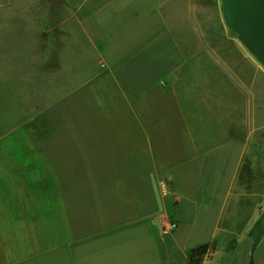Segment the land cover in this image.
Segmentation results:
<instances>
[{"label": "crops", "instance_id": "0c3cea01", "mask_svg": "<svg viewBox=\"0 0 264 264\" xmlns=\"http://www.w3.org/2000/svg\"><path fill=\"white\" fill-rule=\"evenodd\" d=\"M148 2L58 5L59 33L90 23L100 60L62 62L55 79L31 69L30 82L72 93L25 132L44 173L39 193L0 159V264H65L70 253L117 237L136 240L133 257L149 264H188V252L208 242L181 251L184 230L231 231L243 203H263L264 178L256 177L264 145L250 119L241 128L240 84L221 65L193 62L173 32L175 0ZM184 7L191 19L192 0ZM167 218L178 228L164 236ZM7 240L16 244L6 249Z\"/></svg>", "mask_w": 264, "mask_h": 264}, {"label": "rangeland", "instance_id": "374dc122", "mask_svg": "<svg viewBox=\"0 0 264 264\" xmlns=\"http://www.w3.org/2000/svg\"><path fill=\"white\" fill-rule=\"evenodd\" d=\"M63 1L67 0H0V159L11 163L7 170L26 178L28 190L32 187L36 193L44 187L39 182L44 173L39 159L26 150L25 132L28 128H36L35 124L39 126L41 114L55 112L56 103L71 96L72 89L54 87L52 82L36 85L35 82L40 80H28L33 74L31 69L38 67L34 74L55 79L57 67L62 62L96 64L100 60L91 45L99 40V35L90 23L71 25L65 32L59 33L56 13ZM148 1L139 0L144 5H149ZM160 1L164 0H154L153 3ZM175 1L179 12L173 32L178 42L187 50H192L194 63L221 65L226 74L238 81L241 128H247V118L250 119V126L258 129V143L264 145V65L228 27L222 0H192L191 19L184 17L185 0ZM216 36L218 40L214 39ZM221 37L224 39L221 40ZM58 45L65 47L64 56L59 55ZM213 48L222 49L221 55H207L201 51ZM73 51L77 54L74 55ZM247 108L251 111L249 117L246 116ZM49 121L45 123L49 124ZM259 173L258 180L264 178V171ZM240 212V217L235 219L236 224L230 226L231 231L215 233L197 228L189 233L184 230L186 233L181 239L180 250L202 242L209 243L215 236L212 241H216L215 250L203 264H250V234L264 213V201L256 209L251 203H243ZM8 242L5 243L6 249L16 244ZM132 242L136 240L117 237L89 244L72 255L70 253L65 264H149L145 257H133ZM35 250L39 253L38 249ZM217 250L218 254H215ZM25 254L20 253L18 257L26 258ZM178 264H184L182 259ZM254 264H264V239L256 251Z\"/></svg>", "mask_w": 264, "mask_h": 264}, {"label": "water", "instance_id": "95a60500", "mask_svg": "<svg viewBox=\"0 0 264 264\" xmlns=\"http://www.w3.org/2000/svg\"><path fill=\"white\" fill-rule=\"evenodd\" d=\"M222 11L228 27L243 41L249 51L264 65V0H222ZM250 239V264L264 239V213L254 225Z\"/></svg>", "mask_w": 264, "mask_h": 264}, {"label": "trees", "instance_id": "16d2710c", "mask_svg": "<svg viewBox=\"0 0 264 264\" xmlns=\"http://www.w3.org/2000/svg\"><path fill=\"white\" fill-rule=\"evenodd\" d=\"M215 245L216 241L192 248L188 252V264H203L206 257L215 250Z\"/></svg>", "mask_w": 264, "mask_h": 264}, {"label": "built area", "instance_id": "2783aa9c", "mask_svg": "<svg viewBox=\"0 0 264 264\" xmlns=\"http://www.w3.org/2000/svg\"><path fill=\"white\" fill-rule=\"evenodd\" d=\"M160 226H161V232L164 236H168L172 234L178 228V224L175 221H171V220L161 222Z\"/></svg>", "mask_w": 264, "mask_h": 264}]
</instances>
